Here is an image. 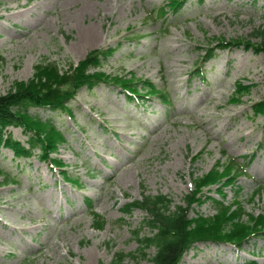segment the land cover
<instances>
[{
	"label": "rangeland",
	"instance_id": "rangeland-1",
	"mask_svg": "<svg viewBox=\"0 0 264 264\" xmlns=\"http://www.w3.org/2000/svg\"><path fill=\"white\" fill-rule=\"evenodd\" d=\"M163 3L0 0V94L28 81L41 62L67 70L94 49H112L91 71L123 77L132 81L131 91L150 96L140 104L128 101L129 91L111 82L81 88L69 112L30 109L63 133L49 156L79 185L64 181L39 151L19 159L0 147V168L16 180L0 173V264H109L119 251L127 254L125 264H153L154 248L147 258L136 255L134 231L150 234L146 212L123 216L122 207L143 189L184 204L193 184L230 158L246 169L223 189L226 201L239 193L245 220L264 212V113L251 108L264 100V53L243 45L219 50L204 75L190 78L209 46L258 42L253 33L264 27V0H181L178 14L150 15ZM147 80L159 91L148 92ZM160 92L169 104L159 101ZM7 133L27 138L20 127ZM208 194L219 197L214 190ZM93 212L106 219L103 229L95 228ZM195 212L212 216L215 209L203 200L189 216ZM253 255L264 264L263 236L238 247L198 243L180 264H245Z\"/></svg>",
	"mask_w": 264,
	"mask_h": 264
},
{
	"label": "trees",
	"instance_id": "trees-1",
	"mask_svg": "<svg viewBox=\"0 0 264 264\" xmlns=\"http://www.w3.org/2000/svg\"><path fill=\"white\" fill-rule=\"evenodd\" d=\"M167 1L174 10L180 9L179 0ZM253 35L258 39L255 44L249 42L250 40H247L248 42L222 40L217 47L244 44L247 48L254 47L257 51L264 52V27L256 30ZM214 50L215 48L208 50L205 60L211 58ZM105 54L104 50L94 49L76 65L71 64L67 70L61 69L55 62H41L35 67L34 74L28 81L18 84L12 92L0 94V147L11 149L15 156L21 158H30L37 150L40 151L41 158H49V155L57 150L58 144L63 142V133L56 130L57 127L52 120H43L37 115H32L30 109L34 107L51 111H70L68 104L83 87L92 89L108 82L124 87L131 85L132 81L124 80L123 77L113 78L102 72L91 71L92 68L101 65ZM199 69L201 66L196 68L193 74ZM148 85L154 92L153 84ZM254 108L263 111L264 105H255ZM11 126L23 129L27 135L25 142L18 141L11 133H7ZM54 161L61 168L62 177L71 179L64 165L58 160ZM219 167L217 162L200 178L199 183L194 184L193 191L185 195L184 204L175 205L169 195L146 194V190L143 189L141 198L124 205L122 211L125 215L131 214L137 208L148 213L145 224L149 227L150 234L142 233L141 229L134 231V239L139 246L136 255L147 258L148 250L154 248L155 253L150 258L153 264H180L184 253L198 243L229 242L242 245L253 236L264 235V214L248 216L245 220L243 210L238 205L240 203L236 202L238 200L235 199L230 204L225 201L223 187L232 184L234 175L242 172L241 165L230 159L222 169ZM8 177L9 175H5L6 181ZM212 186H216L220 198L204 193L205 188ZM203 198L210 200L215 207V213L211 216L195 212L194 216H189L193 205H201ZM233 219L237 220L233 227H226ZM94 224L96 228L102 229L105 225L104 218L95 215ZM126 258L127 254L119 251L109 264H125ZM246 264H256V261L250 260Z\"/></svg>",
	"mask_w": 264,
	"mask_h": 264
},
{
	"label": "bare ground",
	"instance_id": "bare-ground-1",
	"mask_svg": "<svg viewBox=\"0 0 264 264\" xmlns=\"http://www.w3.org/2000/svg\"><path fill=\"white\" fill-rule=\"evenodd\" d=\"M93 34H94V31H92V36H93Z\"/></svg>",
	"mask_w": 264,
	"mask_h": 264
}]
</instances>
